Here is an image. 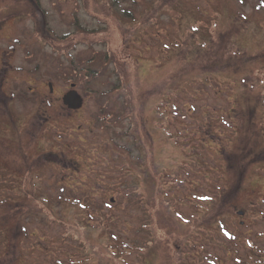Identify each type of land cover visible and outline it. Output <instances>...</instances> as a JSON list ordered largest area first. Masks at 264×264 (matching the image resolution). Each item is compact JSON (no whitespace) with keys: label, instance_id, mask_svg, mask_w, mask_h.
<instances>
[{"label":"rangeland","instance_id":"374dc122","mask_svg":"<svg viewBox=\"0 0 264 264\" xmlns=\"http://www.w3.org/2000/svg\"><path fill=\"white\" fill-rule=\"evenodd\" d=\"M18 1L0 264H264V0Z\"/></svg>","mask_w":264,"mask_h":264},{"label":"flooded vegetation","instance_id":"af4514ba","mask_svg":"<svg viewBox=\"0 0 264 264\" xmlns=\"http://www.w3.org/2000/svg\"><path fill=\"white\" fill-rule=\"evenodd\" d=\"M16 1L19 2L18 0H16ZM24 1H25V3H23V5H24L25 9L15 8L14 17L17 20L28 21V22L25 21L26 23L24 24V28H25V26H28V29L30 28V31H31V29L32 30L34 29V31H32V32L35 34L36 40L38 41V38L40 39L39 36L41 34H44L46 29H48L46 26L47 25L46 12L43 11L42 8L39 6V0H24ZM39 17H41L42 22L39 21ZM7 20H8V18L6 16V13H0V29L1 28L12 29L17 24V23H15L14 27H13V24H11L10 21H7ZM5 38L6 37H3L2 34L0 33V45L3 43L2 45L4 47H6V48H0V164H1L3 169L5 168V165H6L5 162L8 163V161L11 158H14L17 161L18 160L17 156L21 157V158L23 157L21 154V145L18 141V138L22 135V133L21 132L18 133V128H20V127H19L17 121H15V119L12 117L11 112L9 111V109H10L9 105H10L11 101H13L15 98V95H14L15 87H17V85H22L24 83L23 82L24 80L19 79L14 74H12L9 77L7 75L9 68L14 66L11 63L10 59H12L15 55H17V47L21 46L20 45L21 39L19 40V38H12V40L9 44H10V46H12V45L13 46L11 48L10 47L7 48V46H9V45H6L7 43H6V40H4ZM14 41H16V44H14ZM14 45H16V46H14ZM30 46H32V45H30ZM20 49H21V47H20ZM7 51H9L10 54H12V52H13L12 58L9 59L10 54H7L6 53ZM27 51L29 52V49ZM15 52H16V54H15ZM21 52H22V50H21ZM24 54L26 56V53H24ZM29 54L30 53H27L28 57L30 58ZM25 65H26V63L24 62L22 65H19V66L25 67ZM19 66H16L15 68L17 70H19V68H20ZM14 78H16V79H14ZM48 86H49V92L54 93L56 88L53 85V83L49 81ZM70 90H71V88L68 89V91H70ZM8 91L10 92L9 94H8ZM35 93H37V94H35ZM21 96L23 97V99L28 97V99H30L32 101L30 103L26 102L27 99L25 101V104L29 103L31 105L30 109L36 110L39 107V101H37V96H39L37 85L33 86L32 83H29V86H27V88H23L21 90ZM47 102H48L47 105L49 107H51L52 109H55V106H56L55 102H51V100H49ZM63 108L66 109V118H67L68 117L67 115H71V114H73V112L74 113L78 112L82 107L79 109H72L67 104H63ZM61 114L65 115L63 112ZM47 120L48 119H45V121H47ZM40 128H42V130H44V132H46L45 129H43V127L41 125L39 126V124H38L37 125L38 130L33 128V133L35 134L36 131L41 132ZM30 132H32V128H31ZM27 135H28V133H27ZM2 140H4L3 144L1 143ZM6 146H7L8 151H12L10 153L11 157H8L9 154L6 153V149H4V147H6ZM23 147L24 146L22 145V148ZM51 175H52V172H51Z\"/></svg>","mask_w":264,"mask_h":264},{"label":"water","instance_id":"95a60500","mask_svg":"<svg viewBox=\"0 0 264 264\" xmlns=\"http://www.w3.org/2000/svg\"><path fill=\"white\" fill-rule=\"evenodd\" d=\"M73 86H75L73 84ZM64 102L71 108H80L83 104V97L79 94L76 89H72L64 95Z\"/></svg>","mask_w":264,"mask_h":264},{"label":"trees","instance_id":"16d2710c","mask_svg":"<svg viewBox=\"0 0 264 264\" xmlns=\"http://www.w3.org/2000/svg\"><path fill=\"white\" fill-rule=\"evenodd\" d=\"M86 31V29H84ZM66 36V35H65ZM59 37V36H58ZM62 39H65L64 37H62Z\"/></svg>","mask_w":264,"mask_h":264},{"label":"snow or ice","instance_id":"6c2138e0","mask_svg":"<svg viewBox=\"0 0 264 264\" xmlns=\"http://www.w3.org/2000/svg\"><path fill=\"white\" fill-rule=\"evenodd\" d=\"M241 2H243V0H241Z\"/></svg>","mask_w":264,"mask_h":264}]
</instances>
